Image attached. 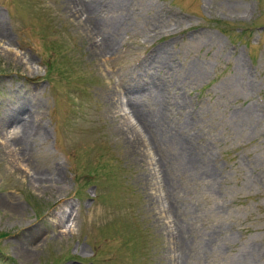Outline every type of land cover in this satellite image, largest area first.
Returning a JSON list of instances; mask_svg holds the SVG:
<instances>
[{
    "label": "rangeland",
    "instance_id": "374dc122",
    "mask_svg": "<svg viewBox=\"0 0 264 264\" xmlns=\"http://www.w3.org/2000/svg\"><path fill=\"white\" fill-rule=\"evenodd\" d=\"M2 34L0 264H264V0H0Z\"/></svg>",
    "mask_w": 264,
    "mask_h": 264
},
{
    "label": "bare ground",
    "instance_id": "6f19581e",
    "mask_svg": "<svg viewBox=\"0 0 264 264\" xmlns=\"http://www.w3.org/2000/svg\"><path fill=\"white\" fill-rule=\"evenodd\" d=\"M97 1L96 2H94L93 3V5L95 4V5H97ZM117 27V26H116ZM118 28V27H117ZM116 29V28H115ZM111 37V36H110ZM4 38V36H3V34L2 35H0V41L1 42H3V39ZM108 40H109V38H107ZM106 39V40H107ZM111 39V38H110ZM115 39V38H114ZM116 41H113V39H112V41H106V43H102V44H100L98 47H95V50H94V52L97 54V55H99V56H101V57H103V58H110L111 56H113L114 54H115V52L117 51V48H116V43H115ZM164 68V67H163ZM109 90H111V89H109ZM116 93V92H115ZM110 94H112L111 92H110ZM110 96V95H109ZM112 96H114V97H117V95L116 94H112ZM117 99V98H116ZM119 99V98H118ZM121 100V99H120ZM118 102V101H117ZM115 104L117 105V103L115 102ZM21 105V104H20ZM126 105V104H125ZM128 105V104H127ZM118 107H120V103H119V105H118ZM18 108V107H17ZM38 108V107H37ZM119 109V108H118ZM131 109H132V111H131V113L133 112V115L135 116L136 114H137V111L138 110H136L134 107H131ZM33 110V109H32ZM30 114H31V117H34L37 113L36 112H31V110H29L28 111ZM27 112V113H28ZM127 112V111H126ZM17 113V112H16ZM39 113V112H38ZM160 114V113H159ZM162 114V113H161ZM38 115V114H37ZM126 115V114H125ZM124 115V116H125ZM160 117V116H159ZM35 118V117H34ZM125 118V117H124ZM125 121L126 122H130V119H128V117H126L125 118ZM128 125V124H127ZM134 128V127H133ZM41 126H39V128H37V131H38V133H42V134H44V132L43 131H41ZM124 129V128H123ZM132 129H130V128H128V129H126V131H125V133H123L122 131V134H124V135H126V134H133V130L131 131ZM41 131V132H40ZM26 135V134H25ZM24 138V137H23ZM20 140V139H19ZM26 140V139H25ZM139 141V140H138ZM20 142H21V140H20ZM183 142V141H182ZM30 144V143H29ZM139 144L141 145V147H143V149L144 148H146L144 145H145V142L144 141H142V142H139ZM183 144V143H182ZM186 145V144H185ZM147 146V145H146ZM188 146V145H187ZM195 146V145H194ZM140 148V147H139ZM192 148V147H191ZM196 148V147H195ZM196 150V149H195ZM186 151V150H185ZM193 151V150H192ZM189 153V152H188ZM193 153V152H192ZM196 154V153H195ZM191 155V154H190ZM140 158H141V160L143 161V157H144V159H145V157H146V155L145 154H143L142 152L140 153ZM188 156V155H187ZM188 158H189V156H188ZM188 158H187V162H188ZM138 160H139V157H138ZM192 160V159H191ZM145 161V160H144ZM194 161V160H193ZM146 162V161H145ZM187 164V163H186ZM191 164V163H190ZM193 164V163H192ZM191 164V165H192ZM143 176V175H142ZM139 178H140V176H139ZM60 180V178H58V177H54V179L53 178H47V177H45V176H40V177H38V179H36L35 181L37 182V185H38V187H40V188H44L45 190H47V191H49V192H54V190L55 189H57V183L59 182V180ZM61 190V189H60ZM60 192V191H59ZM60 199V198H59ZM153 200H155V201H157V198H152ZM14 204V203H13ZM20 207V206H19ZM9 210V209H8ZM21 210H22V208H21ZM14 209L13 208H11L10 209V212L13 214L14 213ZM17 212V210L15 211V213ZM20 212V211H19ZM14 213V214H15ZM21 213V212H20ZM22 214V213H21ZM65 214L66 213H64V215H63V217H61L60 215H59V217L57 216V219L59 220V221H61V224L62 223H64V220H65V218H66V216H65ZM18 216V215H17ZM56 218V217H55Z\"/></svg>",
    "mask_w": 264,
    "mask_h": 264
}]
</instances>
